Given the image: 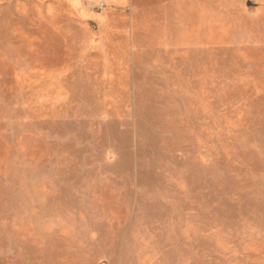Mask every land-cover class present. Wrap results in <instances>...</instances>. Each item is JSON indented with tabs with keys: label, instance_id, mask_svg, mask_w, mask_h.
Instances as JSON below:
<instances>
[{
	"label": "rangeland",
	"instance_id": "obj_1",
	"mask_svg": "<svg viewBox=\"0 0 264 264\" xmlns=\"http://www.w3.org/2000/svg\"><path fill=\"white\" fill-rule=\"evenodd\" d=\"M91 3L0 0V264H264V0Z\"/></svg>",
	"mask_w": 264,
	"mask_h": 264
},
{
	"label": "built area",
	"instance_id": "obj_2",
	"mask_svg": "<svg viewBox=\"0 0 264 264\" xmlns=\"http://www.w3.org/2000/svg\"><path fill=\"white\" fill-rule=\"evenodd\" d=\"M91 2H93L94 7L97 9H104L107 5H108V1L107 0H89V3L92 4Z\"/></svg>",
	"mask_w": 264,
	"mask_h": 264
},
{
	"label": "water",
	"instance_id": "obj_3",
	"mask_svg": "<svg viewBox=\"0 0 264 264\" xmlns=\"http://www.w3.org/2000/svg\"><path fill=\"white\" fill-rule=\"evenodd\" d=\"M249 3L251 4V2L249 1Z\"/></svg>",
	"mask_w": 264,
	"mask_h": 264
},
{
	"label": "crops",
	"instance_id": "obj_4",
	"mask_svg": "<svg viewBox=\"0 0 264 264\" xmlns=\"http://www.w3.org/2000/svg\"><path fill=\"white\" fill-rule=\"evenodd\" d=\"M108 1V0H107Z\"/></svg>",
	"mask_w": 264,
	"mask_h": 264
}]
</instances>
